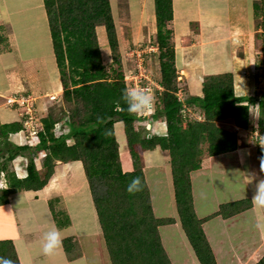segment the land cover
Segmentation results:
<instances>
[{
    "label": "crops",
    "instance_id": "crops-1",
    "mask_svg": "<svg viewBox=\"0 0 264 264\" xmlns=\"http://www.w3.org/2000/svg\"><path fill=\"white\" fill-rule=\"evenodd\" d=\"M130 1L133 3L122 5L121 11L136 20L135 28L149 29L143 36L153 42L157 32L155 0ZM172 2L174 13L168 27L184 90L198 95L206 76L229 72L236 95L256 98L252 109L259 114V101L264 97V84H260L264 0ZM110 4L119 33L114 13L123 1L110 0ZM100 31L105 36V29ZM63 90L46 0H0V125L22 120L19 110L4 104L6 96L21 91L35 94L42 119L51 107L44 101L47 94L56 92L61 98ZM257 123L258 118L254 125ZM152 124L155 133L166 131L162 118ZM57 125L64 126L65 132L70 127L66 120ZM218 125L237 130L239 148L215 155L205 152L201 167L191 172L195 210L205 219L203 228L218 264H256L264 256V207L254 205L252 197L264 179V149L253 142L252 130L240 128L233 118L221 119ZM62 133L58 130L56 135ZM3 139L0 165L11 150L37 145L31 141L28 127L11 133L10 144ZM118 142L123 170L132 171L134 161L125 132ZM18 151L7 170L0 167V197L6 198L0 200V241L12 242L20 264H113L83 162L56 160L54 173L43 188H15L6 194L13 186L8 175L11 171L19 178L28 174L31 149ZM138 151L156 217L172 218L159 226L167 255L172 264H200L177 214L169 150L139 147ZM37 156L42 174L43 152L34 156L35 161ZM228 204L234 205L223 215L220 210ZM53 228L60 229L62 244L52 254H45L43 235Z\"/></svg>",
    "mask_w": 264,
    "mask_h": 264
},
{
    "label": "trees",
    "instance_id": "trees-1",
    "mask_svg": "<svg viewBox=\"0 0 264 264\" xmlns=\"http://www.w3.org/2000/svg\"><path fill=\"white\" fill-rule=\"evenodd\" d=\"M50 7V24L54 48L63 82V100L60 110L51 107L42 117L40 143L24 144L10 151L0 167L8 169L19 149H31L28 174L19 178L8 174L15 188L41 189L54 173L56 160H81L90 181L100 223L113 264H172L161 242L159 226L172 218H157L151 190L143 170L139 147L167 149L171 156L172 179L176 209L185 232L200 264H218L203 228L205 219L199 218L194 205L191 172L201 167L204 145L207 154L215 155L239 148L238 134L217 126L221 119L233 118L243 129L254 128L252 105L256 98L238 97L233 74L226 72L205 77L201 93L192 95L180 84L176 65V50L172 30V0H155L157 32L153 42L159 48L162 91L152 118L161 117L166 131L147 138L146 128L137 130L138 115L129 113L120 99L127 86L119 52L116 23L111 15L110 0H46ZM95 15L104 19V25L118 68L113 74L103 63L95 28L86 17ZM182 86L184 99L179 97ZM188 93V94H187ZM186 94V95H185ZM60 105V104H59ZM66 106L69 113H66ZM201 111V118H190L185 111ZM258 124L264 129V97L259 101ZM66 120L69 129L56 135V125ZM116 121L124 124L125 135L134 161L132 171H124L120 159ZM22 121L0 125V139L23 130ZM160 133V132H158ZM4 143V141H3ZM8 144H10L7 140ZM1 147L3 146L0 140ZM42 157V175L34 156ZM141 178L142 187L130 193L127 186L134 177ZM5 197H0V200ZM220 213L228 215V206ZM239 209L240 205L237 204ZM0 256L20 264L11 241H0ZM256 264H264V256Z\"/></svg>",
    "mask_w": 264,
    "mask_h": 264
},
{
    "label": "rangeland",
    "instance_id": "rangeland-1",
    "mask_svg": "<svg viewBox=\"0 0 264 264\" xmlns=\"http://www.w3.org/2000/svg\"><path fill=\"white\" fill-rule=\"evenodd\" d=\"M123 4L120 5V8H116V12L114 13V16L116 18L117 24L119 26V33L118 34V39H119V52H120V60L122 63V68L125 73V81L127 83L128 87H134V86H143L147 90L151 92V94L154 97V101L157 105L158 103V92L161 91L158 89V85H160L161 81V72H160V65L158 61V53H159V48L157 45H155L154 42L152 41H145L146 37L143 36V34H148L147 28L143 29H138L135 28L136 26V20L129 18V15L121 11L123 9L122 5L124 7H127L129 4H131L132 1L130 0H122ZM133 3V2H132ZM130 7H133L130 6ZM86 22L90 24L93 28H95L99 44H100V49L102 53V58H103V63L107 66V70L113 74V68H118V65L113 61V52L112 49L109 45L107 33H106V28L104 25V19L102 17H97L95 15H91L89 17H86ZM121 26V27H120ZM105 29V36L104 33L101 34L102 32L100 30ZM99 31V32H98ZM102 35L104 38H106V42L103 43L104 41L102 40ZM261 56H263L264 59V54L260 53ZM261 68V74H260V84H264V65L260 67ZM148 87V88H147ZM157 90V91H156ZM262 93V92H261ZM260 93V94H261ZM188 94V93H187ZM186 95V94H185ZM184 96V95H183ZM33 97H36L35 94H33ZM37 98V97H36ZM184 98V97H183ZM63 98H59V100L51 102V107H54L57 109V111L60 110L61 102ZM45 102L48 103V100H44ZM60 104V105H59ZM50 106V102L48 104ZM50 107V108H51ZM188 109V108H187ZM50 110V109H49ZM199 112L202 114L201 111H195L190 110L186 111V115H188L190 118H200ZM66 113H69V109L66 106ZM253 118L256 120L259 117V114L257 113V110L253 111ZM41 113H36V117L39 118L41 121ZM161 119V117H159ZM156 118H153V121ZM145 120L143 121H135V128L137 130H143L141 126L143 125ZM146 122V121H145ZM42 123V121H41ZM68 126V125H67ZM220 128H223L222 126L218 125ZM64 127V126H63ZM61 125L56 126V130H62L64 132V128ZM67 128V127H66ZM226 129V128H224ZM227 130V129H226ZM115 131L116 135L119 140L123 138L124 135V124L122 122H118L115 125ZM230 131V130H228ZM237 130H234L232 132H236ZM237 133V132H236ZM244 138V137H243ZM127 139V137H126ZM2 143L4 139H1ZM8 142L9 139L7 138ZM254 140V139H253ZM10 143V142H9ZM4 145V144H3ZM207 146L204 145V152L203 155H206L207 153ZM130 149V148H129ZM27 152V150H25ZM119 151L121 152L120 149V144H119ZM25 152V153H26ZM43 152V156L45 154V151ZM206 152V153H205ZM202 155V157H203ZM208 155V154H207ZM40 156L36 157V163H40ZM121 159V157H120ZM122 162V161H121ZM144 163V161H142ZM42 174L45 173L44 168L42 169Z\"/></svg>",
    "mask_w": 264,
    "mask_h": 264
},
{
    "label": "clouds",
    "instance_id": "clouds-1",
    "mask_svg": "<svg viewBox=\"0 0 264 264\" xmlns=\"http://www.w3.org/2000/svg\"><path fill=\"white\" fill-rule=\"evenodd\" d=\"M158 89L161 90L162 86L160 85L158 87ZM183 95H184V93H183L182 88H181L179 91V97L181 100L184 99ZM58 96H59V94H58ZM62 97H63V95H62ZM5 98H7V96ZM59 98L60 97H58L57 100H59ZM120 99L127 105V111L129 113L138 115L139 119L137 121H143V120L147 121V123H145V128L147 130L146 136H147V138H152L155 134V131L153 129V124H152L153 123L152 115L156 111V104H154L155 101H154V97L151 94V92L143 86L125 87L121 91ZM5 102H6V100H5ZM5 102H4V104H5ZM7 107H9V106H7ZM12 108H16V107H12ZM17 110H19L21 112L20 109H17ZM150 110H152V111H150ZM190 110H191L190 108L186 109V111H190ZM186 111H185V114H187ZM146 112H148V113L143 115ZM20 116H21V114H20ZM21 118H22L21 121L24 122L23 121L24 117L21 116ZM39 123H40L39 128L40 127L42 128V123L41 122H39ZM257 125L260 129V126L258 123H257ZM23 126H24V124H23ZM24 128H27V127L24 126ZM24 128H23V130H24ZM255 129H256V125L254 126L253 129H250V130H252V136L254 134ZM56 132H57V130H56ZM156 134H161V133H156ZM30 138H31L32 142H36V144L38 145L40 143L39 130H38V139L37 140L32 139L31 133H30ZM259 148H262V147H259ZM262 167H264V164H262ZM141 187H142L141 178L139 176H137V177H134L131 180V182L128 184L127 191L130 193H134L136 191H139L141 189ZM252 201H253L254 205L264 207V179H261L258 182L257 190H256V193L252 197ZM62 240H63V237L61 235L60 229H58V228H53V229L45 232L43 235V246H42L43 252L45 254H52L57 248H59L61 246ZM0 264H15V262L13 260H11L10 258L0 256Z\"/></svg>",
    "mask_w": 264,
    "mask_h": 264
},
{
    "label": "built area",
    "instance_id": "built-area-1",
    "mask_svg": "<svg viewBox=\"0 0 264 264\" xmlns=\"http://www.w3.org/2000/svg\"><path fill=\"white\" fill-rule=\"evenodd\" d=\"M157 48L158 47H156V49ZM47 97L48 102L51 103L53 101H56L59 96L56 92H52L48 93ZM5 104L9 107H16L17 109L21 110L20 114L22 117H24V126L30 129L32 139L37 140L38 128L40 123L38 122V118L36 117V97H33L31 93H28L26 91L16 92L7 96ZM147 113L148 112L144 113L143 115ZM252 139H254L253 142L257 144L258 147L264 148V129L263 131H261L257 124Z\"/></svg>",
    "mask_w": 264,
    "mask_h": 264
}]
</instances>
